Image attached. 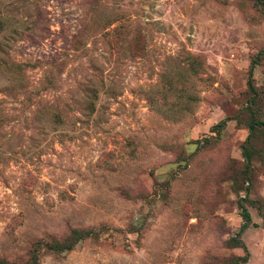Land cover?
Masks as SVG:
<instances>
[{
    "label": "rangeland",
    "instance_id": "374dc122",
    "mask_svg": "<svg viewBox=\"0 0 264 264\" xmlns=\"http://www.w3.org/2000/svg\"><path fill=\"white\" fill-rule=\"evenodd\" d=\"M260 49L251 0H0V259L25 262L37 242V264L241 256L227 242L237 200L264 205V134L244 182L247 131L230 119L247 118ZM252 82L264 130V63ZM244 206V264H264L262 220ZM73 229L93 233L45 249Z\"/></svg>",
    "mask_w": 264,
    "mask_h": 264
},
{
    "label": "trees",
    "instance_id": "16d2710c",
    "mask_svg": "<svg viewBox=\"0 0 264 264\" xmlns=\"http://www.w3.org/2000/svg\"><path fill=\"white\" fill-rule=\"evenodd\" d=\"M253 6H255L259 11L264 14V0H251ZM264 63V49L258 50V52L252 56L248 69H247V76H246V93L247 98L245 101V106L241 109V113L246 114V119H239V115H236L235 118L230 120H235L238 123H241V127L246 129V137L244 138L243 142L240 145V153L243 158V169L241 172V177L244 182L248 183V174L250 172V164L254 155L261 158V151L256 150L254 144L257 141L259 136L264 134V130L261 128L263 126L262 121L259 117V110L257 109V103L259 101L258 92L256 87L253 85L252 82V70L256 65H260ZM234 117V116H233ZM228 118H223L214 124L210 128V132H213L214 135H219V131H221ZM247 190V186L245 187ZM244 203H248L249 205H254L259 218L262 220V231L264 234V205L261 201L258 200H248L247 198H241L237 200V208L239 211V216L241 219V223L234 235L233 238H230L227 244L232 248H240L243 251L241 256H234L230 258L228 264H244L247 261L248 253L240 239L241 234L243 231L248 228L249 226H253L251 223L250 215L246 210ZM93 233V229L87 230H78L73 229L71 230L68 235L63 238L62 240L58 241H50L44 243V247L46 250L53 252V253H61L64 251H69L79 242L80 240L90 237ZM40 250L39 243H35V246L30 251V254L25 262L17 263L13 261H6L4 259H0V264H37V251Z\"/></svg>",
    "mask_w": 264,
    "mask_h": 264
}]
</instances>
